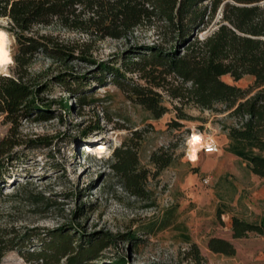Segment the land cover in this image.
<instances>
[{"label": "rangeland", "instance_id": "rangeland-1", "mask_svg": "<svg viewBox=\"0 0 264 264\" xmlns=\"http://www.w3.org/2000/svg\"><path fill=\"white\" fill-rule=\"evenodd\" d=\"M36 29L68 45L72 55L53 58L39 53L32 58L34 79L51 82L40 94L51 116L46 120L21 118L14 124L19 144L11 150L16 159L2 191L22 195L17 201L0 200L7 219L43 231L70 223L77 227V235H109L111 243L96 264H119L120 260L125 264H195L190 258L193 246L200 256L198 264H264V235L232 238L229 228L231 216L256 223L264 217V179L248 170L231 151L235 142L226 137L227 128L237 126V119L222 111L220 104L212 109L184 105L176 110L179 103L165 93L162 103L167 110L155 118L108 78L103 85L95 81L99 63L114 61L118 66L122 58L134 59L132 47L156 42L154 29L139 27L127 39H89L57 24ZM0 30L9 53L0 74H12L16 42L8 20L2 17ZM202 35L203 31L198 34ZM64 72L85 77L79 90L68 93L66 86L56 82L54 77ZM125 75L143 82L137 73ZM221 79L241 88L252 83L249 75L238 80L223 75ZM79 97H84L83 102ZM179 111L186 118H178ZM175 121L181 125L174 126ZM10 127L0 113V140ZM196 133L210 135L218 150L191 163L186 150ZM125 140L136 146L137 168L147 172L141 196L131 194L111 167L114 148ZM165 151L171 163L157 172L151 154ZM188 155L197 159L193 147ZM78 211L81 214L76 215ZM130 235L134 238L128 239ZM210 237L230 241L234 254L209 250ZM1 264L37 263L9 251Z\"/></svg>", "mask_w": 264, "mask_h": 264}, {"label": "trees", "instance_id": "trees-1", "mask_svg": "<svg viewBox=\"0 0 264 264\" xmlns=\"http://www.w3.org/2000/svg\"><path fill=\"white\" fill-rule=\"evenodd\" d=\"M0 17L8 20L16 42L12 74H0V113L11 123L9 134L0 140V200L21 198L20 191H2L16 159L11 150L19 144L14 124L21 118L46 120L51 116L40 95L51 82L34 79L32 58L39 53L53 58L72 55L68 45L36 29L53 24L89 39H127L139 27L153 28L156 42L132 47L134 59L122 58L118 66L114 61L99 63L95 81L103 85L108 78L155 118L167 110L162 93L179 103L176 110L184 105L212 109L220 104L222 111L238 121L226 132L236 144L231 151L252 174L264 179V0H0ZM126 72L137 73L143 82L129 80ZM223 75L232 80L249 75L252 83L241 88L223 81ZM54 78L68 93H74L85 77L64 72ZM64 106L68 107L67 103ZM179 112L178 118H186ZM180 125L174 122V126ZM113 158L111 167L124 187L141 196L147 172L137 168L136 146L123 141L114 148ZM171 160L166 151L151 154L157 172ZM5 214L0 210V264L9 251L37 264H96L111 243V237L101 232L77 235V227L70 223L43 231L18 226ZM229 228L232 238L248 233L264 235V217L256 223L231 216ZM207 247L212 252L234 254L232 243L224 238L210 237ZM191 253L190 258L198 264L200 256L194 246Z\"/></svg>", "mask_w": 264, "mask_h": 264}, {"label": "built area", "instance_id": "built-area-1", "mask_svg": "<svg viewBox=\"0 0 264 264\" xmlns=\"http://www.w3.org/2000/svg\"><path fill=\"white\" fill-rule=\"evenodd\" d=\"M197 136V138L192 142L190 141L193 134H191L190 139H189V143H188V149L186 150V158L188 161H190L191 163L197 162L198 161V155L200 153L202 154H210V153H215L218 150V146L215 143L214 139L210 136V135H204L201 133H196L195 134ZM190 147L195 149V154L197 155V159L194 161L192 160L189 155H188V150L190 149Z\"/></svg>", "mask_w": 264, "mask_h": 264}, {"label": "bare ground", "instance_id": "bare-ground-1", "mask_svg": "<svg viewBox=\"0 0 264 264\" xmlns=\"http://www.w3.org/2000/svg\"><path fill=\"white\" fill-rule=\"evenodd\" d=\"M8 58H9V53L4 39V32L0 30V66L6 63ZM98 145L100 149L103 148V146L100 143Z\"/></svg>", "mask_w": 264, "mask_h": 264}, {"label": "crops", "instance_id": "crops-1", "mask_svg": "<svg viewBox=\"0 0 264 264\" xmlns=\"http://www.w3.org/2000/svg\"><path fill=\"white\" fill-rule=\"evenodd\" d=\"M227 137V136H226ZM229 140V139H228ZM215 141V140H214ZM215 143L217 144V146H218V143L215 141ZM210 154H214V153H210ZM205 155H208V154H202V153H200L199 155H198V160H203L204 159V157H205Z\"/></svg>", "mask_w": 264, "mask_h": 264}, {"label": "clouds", "instance_id": "clouds-1", "mask_svg": "<svg viewBox=\"0 0 264 264\" xmlns=\"http://www.w3.org/2000/svg\"><path fill=\"white\" fill-rule=\"evenodd\" d=\"M9 62H11V61H9ZM3 71V69H0V72H2ZM6 74V73H5Z\"/></svg>", "mask_w": 264, "mask_h": 264}]
</instances>
